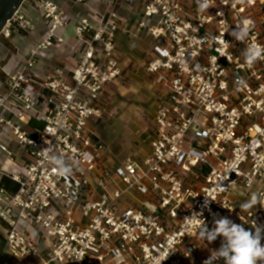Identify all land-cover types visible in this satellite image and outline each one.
<instances>
[{
  "label": "built area",
  "instance_id": "1",
  "mask_svg": "<svg viewBox=\"0 0 264 264\" xmlns=\"http://www.w3.org/2000/svg\"><path fill=\"white\" fill-rule=\"evenodd\" d=\"M28 2L0 37L11 38ZM97 2L102 13L69 17L59 1L47 0L42 41L25 63L2 68L0 136L12 129L31 160L18 172L0 168V264H204L223 238L202 242L200 219L185 218L201 214L209 229L220 217L253 232L252 222L264 228V0H212L207 12L196 0ZM122 3L140 13L138 29L155 39L156 56L143 69L168 94L154 117L148 158L113 168L90 124L108 113L106 88L123 76ZM245 20L252 26L237 41L231 32ZM69 27L75 68L68 74L54 67L40 77L42 52L61 47ZM21 30L34 26L24 22L13 32ZM249 46L262 51L251 66ZM49 146L71 165L70 176L44 159ZM0 154L14 162L6 143ZM134 194L149 199L133 203ZM253 194L261 204L242 212L240 199Z\"/></svg>",
  "mask_w": 264,
  "mask_h": 264
},
{
  "label": "rangeland",
  "instance_id": "2",
  "mask_svg": "<svg viewBox=\"0 0 264 264\" xmlns=\"http://www.w3.org/2000/svg\"><path fill=\"white\" fill-rule=\"evenodd\" d=\"M37 1L29 0L21 13L22 20L12 24L9 28L11 38L5 39L3 36L0 37V78L2 80L5 77L2 68L6 67L13 57L18 54L17 48L23 50L25 48L23 41L25 40L26 45L35 41V39H28L31 38L32 32L27 33L21 30L17 34L13 32L14 29H19V25L24 22H29L34 26L33 32L36 33L34 36L42 37L47 32L48 26L43 18L47 0L39 4ZM56 1H59L62 6L63 0ZM70 1L76 2V0ZM87 3L89 6H92L91 0H87ZM70 5V12L62 9L69 17H74L78 13H86L85 16L87 17V11L84 10V6L81 3H70ZM93 8H98L97 11L104 9L100 3L94 4ZM122 16L127 18V15L123 12ZM71 28L69 27L67 30ZM68 39L71 40L68 43L73 44L69 57L76 60L78 46L72 32L69 33ZM152 42L153 40L146 33L137 34L135 37L122 35V33L117 36L123 76L116 87H110L109 91L106 92V97L111 107L110 110L96 125L92 124L93 131L112 149L114 158L121 161L129 157L142 160L146 154L149 139L152 135V121L156 106L155 95L157 92L152 78L147 75L142 67V64L145 62L144 59L147 58L146 52L150 50ZM61 47L52 49L55 51ZM48 54L50 55V53ZM55 58L56 56L54 60ZM26 59L24 54L22 63H25Z\"/></svg>",
  "mask_w": 264,
  "mask_h": 264
},
{
  "label": "crops",
  "instance_id": "3",
  "mask_svg": "<svg viewBox=\"0 0 264 264\" xmlns=\"http://www.w3.org/2000/svg\"><path fill=\"white\" fill-rule=\"evenodd\" d=\"M70 3L71 4L72 3L75 4V3H77V1L76 2L70 1V0H63L62 1V7L67 12L71 11ZM78 4H80V3H78ZM94 4H98L97 0H91V5L92 6H89L88 3H87V5L82 4V6H84L83 7L84 10L87 11V16L88 15H92V13H91L92 11H97L98 8H93ZM103 11H104V9L103 10L102 9L99 10L100 13H102ZM122 12L125 13V15H127V18L122 16ZM82 15H86V13L82 14ZM119 15H120V21L126 27V31L123 32L122 35L130 36V37L134 36L135 37L137 34L146 33L153 40L150 50L146 52L147 53V56H146L147 58L144 59L145 62L152 60L156 56V54L154 52V47L156 45V41H155V39L153 37H151L149 35V33L147 31H140L138 29V23L140 21V13L133 11L127 5L122 3V6L120 7ZM71 32L73 33L72 29H69V30L66 31V39L67 40H66V43L64 45H62V47L60 49L55 50V51H54V49H49V50H46V51L42 52V58H40V62H39L38 67L36 69V73L40 77H43L46 74L50 73L52 71V68H54V67H60V68L64 69V71L66 73H68V74H70L73 71V69L75 68V66L77 64V61L74 58L69 57V55L72 52L71 50H72V47H73V44H69L68 43L69 40H70V39H68V35ZM34 35H36V33L32 32L31 33V38H28V39H31V40L35 39V41H32L31 43L26 45L25 44L26 40H25V41H23V46L25 48H23V50L17 48L18 54L13 57L11 62L6 67H4L6 70H13L18 63L22 62V60L24 58V54L26 56L28 51L32 47L38 45L42 41V39L44 37V35L41 37L40 34H38L40 37H37V36H34ZM117 48H118V45H117ZM48 53H50V55ZM117 55H118V59L120 61V64L122 66V63H121V60H120V57H119L120 56L119 51H117ZM53 56L54 57L56 56L55 60H54ZM143 64H142V67H143ZM148 76H150L152 78L153 83H154V85L156 87V92L157 93L155 95L156 106H155V111H154L153 121H152V125H153L152 135L150 136L148 149L146 151L145 156L142 158V160L133 159L131 157L126 158V159H124L122 161L119 160V159H115L114 155H113V151L110 148V146L106 145L102 141L101 137L95 131H93L95 133V135L100 139V141H102L106 145V147L108 148L107 163H108V165L110 167H113V168L120 167L124 163H126L128 160H132V161H136V162H144L148 158V156L150 155V152H151L150 144H151V141L153 140L154 135H155L154 117H155V114H156V111H157L159 105L162 103L163 99L167 96L168 91H167L165 86L159 85L157 83L156 78L154 76H151V75H148ZM3 80H4V78H3ZM3 80H2V78H0V82H2ZM117 85H118V83L113 84V85H109L106 88V92L109 91L110 87H116ZM98 122L99 121H93L90 124L91 129H92V124L96 125ZM33 126L34 125L27 127V130L31 132ZM0 142L1 143H6L8 149L14 153V162L13 163H7V164L5 163L6 161H5L4 155L0 154V168H2L3 171H6L8 173L9 172L21 171V169L23 168L24 164L31 160V157L28 154L22 153L20 151V149L18 147L17 139H16V137L14 135V131L12 129H10L9 127H5L4 128L3 134L0 136ZM7 184H9V182ZM250 198H251V196H249L247 198H241L240 199V203H239V207H240V205L242 203L250 200ZM148 199H149V197H147V196H141V195H137V194H134L132 196V198H131L132 202L133 203H137V204L142 203V202H144V201H146Z\"/></svg>",
  "mask_w": 264,
  "mask_h": 264
},
{
  "label": "clouds",
  "instance_id": "4",
  "mask_svg": "<svg viewBox=\"0 0 264 264\" xmlns=\"http://www.w3.org/2000/svg\"><path fill=\"white\" fill-rule=\"evenodd\" d=\"M198 11L207 12L210 7H214L212 0H196ZM243 26L238 25L231 32L233 38L237 41H243L246 37L252 22L245 20ZM245 62L251 66L262 56V51L257 46H249L245 51ZM44 159L53 165V171L60 176H70L72 167L62 156L51 154V146L43 149ZM208 197V196H207ZM207 203V201H206ZM261 204L256 194H253L250 200L242 203L240 208L242 212L250 210L257 204ZM201 214L194 213L191 218L185 220L191 221L194 218L200 219L201 223L197 230L198 238L203 242L207 240L209 243L215 241L217 237H222L223 241L218 250H213L211 255L204 264H213V261L223 259L225 264H257L258 261L264 262V245L261 240L264 239V228L257 226L252 222L255 232L246 230L242 225L236 224L227 217H220L214 220V227L209 229Z\"/></svg>",
  "mask_w": 264,
  "mask_h": 264
},
{
  "label": "water",
  "instance_id": "5",
  "mask_svg": "<svg viewBox=\"0 0 264 264\" xmlns=\"http://www.w3.org/2000/svg\"><path fill=\"white\" fill-rule=\"evenodd\" d=\"M25 0H0V35Z\"/></svg>",
  "mask_w": 264,
  "mask_h": 264
},
{
  "label": "trees",
  "instance_id": "6",
  "mask_svg": "<svg viewBox=\"0 0 264 264\" xmlns=\"http://www.w3.org/2000/svg\"><path fill=\"white\" fill-rule=\"evenodd\" d=\"M4 183H5V184H7V183H8V181L4 180Z\"/></svg>",
  "mask_w": 264,
  "mask_h": 264
}]
</instances>
